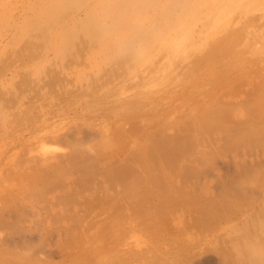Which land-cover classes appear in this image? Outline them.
I'll return each instance as SVG.
<instances>
[{"label":"rangeland","instance_id":"1","mask_svg":"<svg viewBox=\"0 0 264 264\" xmlns=\"http://www.w3.org/2000/svg\"><path fill=\"white\" fill-rule=\"evenodd\" d=\"M59 1L0 0V264H264V0Z\"/></svg>","mask_w":264,"mask_h":264},{"label":"bare ground","instance_id":"2","mask_svg":"<svg viewBox=\"0 0 264 264\" xmlns=\"http://www.w3.org/2000/svg\"><path fill=\"white\" fill-rule=\"evenodd\" d=\"M67 1L68 0H64L63 2H61L60 3V1H59V5L61 6V5H63V3H64V5L67 3ZM108 0H84V1H82L83 3H82V5L78 8V9H75L76 11H74L73 13L72 12H70L71 14L68 16V17H63L57 24V29L58 30H63V29H65V28H67V26L69 25V23L72 21V20H74L75 18H77V16H79V15H81V14H86V16L88 15V13H92V12H94V11H96V9H98L99 7H101L102 5H105V3L107 2ZM84 14V15H85ZM9 20L10 21H12V22H15L16 20H15V15H14V13H12V14H10V17H9ZM0 37L2 38V40H5V38H6V35H4V33H0ZM109 42H112V41H109ZM182 42V41H181ZM112 44V43H111ZM110 43H103V44H100V46L99 45H97V47L100 49L99 50V52L102 50L104 53H105V55H109L110 54V52H111V46L113 45H111ZM176 45V44H175ZM58 48H59V43H56L55 41H49L48 42V47H47V50H46V52L44 53V55H43V57H44V59L45 58H47V57H49V56H51V55H54V54H56L57 52H58ZM185 48H187L186 46H185ZM184 49V48H183ZM178 50V49H177ZM101 51V52H102ZM187 51V50H186ZM174 52H176L177 53V51L176 50H174ZM181 52H183V51H181ZM88 53V52H87ZM176 53H172V54H176ZM93 54H96V53H93ZM98 54V53H97ZM181 53H179V55H180ZM184 54H185V51H184ZM103 56V55H102ZM101 56V57H102ZM172 56V55H171ZM91 57H92V55H91ZM95 57V56H94ZM94 57H92V58H94ZM179 56L177 55V59H176V57H175V62L178 60L179 61V64H180V61L182 60V62H185V61H183V59H181L182 58V56H180L179 58H178ZM187 57V56H186ZM96 58V57H95ZM98 58V57H97ZM100 58V57H99ZM183 58H185V57H183ZM89 59V58H88ZM173 57H172V62H171V59H170V62L173 64L174 62H173ZM179 59H181V60H179ZM84 60H86V59H84ZM90 60V59H89ZM95 60V59H94ZM186 60V59H185ZM188 60V59H187ZM88 61V60H87ZM87 61H85V63H87ZM93 61V60H92ZM80 62V61H79ZM84 62V61H83ZM83 62H81V65L83 66ZM89 62V61H88ZM96 62V61H95ZM90 63H91V61H90ZM177 63V62H176ZM178 64V63H177ZM34 65V63H32V61L31 62H29V63H23L21 66H19L18 68H16L14 71H10V72H8L7 74H5V76L4 77H6L8 74H14V73H24V72H26L27 71V69L28 68H30L31 66H33ZM85 65H87V64H85ZM84 65V66H85ZM90 65V64H89ZM94 65V64H93ZM93 67V66H92ZM168 67V66H167ZM170 67V66H169ZM171 67H173V65H171ZM170 67V68H171ZM178 68H180L179 66H177ZM84 68H88V67H84ZM91 67H89V69H90ZM170 68H169V70H170ZM176 69V67H174V70ZM164 70H165V67H164ZM174 70H172V71H174ZM166 71H167V69H166ZM166 71H161V72H163L164 74H165V72ZM175 71H177V70H175ZM160 72V71H159ZM167 73V72H166ZM169 73V72H168ZM172 73V72H171ZM251 73V72H250ZM15 75V74H14ZM14 75H11V76H14ZM132 76H134V73L133 74H131ZM157 75V74H156ZM132 76H130V77H132ZM164 76V75H163ZM3 77V78H4ZM15 77V76H14ZM129 77V78H130ZM134 78V77H133ZM155 77H153V79H154ZM161 78H163L162 76L160 77V79ZM131 79V78H130ZM130 79H128V80H130ZM136 79V78H135ZM150 79L151 78H149V81L148 82H150ZM159 79V80H160ZM167 79V78H166ZM132 80H134V79H132ZM153 81V80H152ZM152 81H151V84H152ZM166 81V80H165ZM128 82H130L129 84H132L131 82H133V81H128ZM128 82H127V84H128ZM163 82V81H162ZM161 82V83H162ZM157 83V82H156ZM159 83V82H158ZM161 83H159L158 84V86H160L161 85ZM116 84V83H115ZM110 85V84H109ZM123 85V84H122ZM153 85V84H152ZM151 85V86H152ZM154 85H155V83H154ZM112 86V85H111ZM124 86H126V85H124ZM123 86V87H124ZM146 86V85H145ZM144 86V87H145ZM148 86H150V84L148 85ZM149 87V88H152V87ZM157 86V85H156ZM158 86H157V88H158ZM115 87V86H114ZM147 87V86H146ZM106 89V88H105ZM111 89H113V88H111ZM121 89V88H120ZM141 89L143 90V87H141ZM148 89V87L145 89L146 90V92H148V91H150V90H147ZM119 90V89H118ZM141 90V91H142ZM109 91V90H108ZM117 91V90H116ZM101 93V95L102 94H104V90H103V93H102V91L100 92ZM138 93H140V92H138ZM143 93H145V92H143ZM196 93V92H195ZM136 94V93H135ZM96 96V94L94 95V97ZM133 96H134V94H133ZM140 96V95H139ZM124 97V96H123ZM134 97H136V96H134ZM149 97V96H148ZM96 98V97H95ZM94 99V98H93ZM90 100V99H89ZM97 100V99H96ZM104 100V99H103ZM147 100V99H146ZM98 101V100H97ZM96 102V101H95ZM95 102H94V104H95ZM100 102V101H99ZM98 103V102H97ZM96 103V104H97ZM99 104V103H98ZM98 104H97V106H98ZM101 105V104H100ZM27 106V105H26ZM34 106V105H33ZM93 106V105H92ZM96 106V105H95ZM87 107V106H86ZM85 107V108H86ZM91 107V106H90ZM94 107V106H93ZM183 107V106H182ZM181 108V107H180ZM26 109H28V108H26ZM92 109V108H91ZM24 110V109H23ZM144 111V112H148V111H150L151 109L149 108L148 109V107H147V105H141V104H139V105H136L135 107L133 106V107H128V106H125V107H122L121 108V110L116 114V115H124L125 117H129V116H131L133 113H136V112H138V111ZM181 110H183V109H181ZM25 111V110H24ZM30 112V111H29ZM28 112V113H29ZM31 112H32V110H31ZM94 112H96V110L94 111ZM27 113V114H28ZM90 113V112H89ZM121 113V114H120ZM26 114V113H25ZM17 115V114H16ZM20 116V115H19ZM18 116V117H19ZM24 115H22L21 117H23ZM27 116V115H26ZM29 117V116H28ZM171 117V116H170ZM16 118V117H15ZM27 119V118H26ZM18 120V119H17ZM30 120H32V119H30ZM21 121V120H20ZM26 121H28V120H26ZM28 123V122H27ZM39 124V123H38ZM37 124V125H38ZM28 125V124H27ZM41 125V124H40ZM35 126H36V124H35ZM103 126V125H102ZM109 126V125H108ZM39 128V127H38ZM112 128V127H111ZM104 129V128H103ZM27 130V134H28V139H27V141L26 142H30L32 139H34V136H35V134H36V129L34 130V122H33V124H31L30 125V127L28 128V129H26ZM45 130V129H44ZM40 131H41V129H40ZM110 132V131H109ZM26 133V132H25ZM100 135H101V133H100ZM105 135V133H103V136ZM42 135H40V137H41ZM36 137V136H35ZM37 137H39V136H37ZM39 137V138H40ZM38 138V139H39ZM104 138V137H103ZM37 139L35 138V141H36ZM34 140H33V142H35ZM32 142V141H31ZM91 150H93V149H91ZM95 151V150H94ZM102 151V150H101ZM9 151L8 150H6V151H4L1 155H0V165H2L3 163L5 164V163H7L9 160H10V158H8V157H6V154L8 153ZM93 152V151H92ZM9 159V160H8ZM25 174H26V172H24ZM35 173V172H34ZM29 174H31V173H29ZM33 174V173H32ZM37 174V173H36ZM38 175V174H37ZM22 176V175H21ZM21 176H19V177H21ZM24 176V175H23ZM23 176L21 177V179L23 178ZM33 176H35V175H33ZM40 175H38V177H39ZM37 177V176H36ZM27 178V177H26ZM30 178V177H29ZM31 178H34V177H31ZM20 179V178H19ZM36 179H38V178H36ZM23 180H25L24 178H23ZM43 181V180H42ZM46 181V180H45ZM26 183H27V181H26ZM37 183L39 184V182L37 181ZM36 183V184H37ZM43 183H44V181H43ZM41 184V183H40ZM22 185V184H21ZM23 185H24V183H23ZM20 186V185H19ZM18 186V187H19ZM40 186V185H39ZM100 186V185H99ZM27 187H30V186H27ZM35 187V186H34ZM36 187H38V185L36 186ZM15 188H17V187H14V189ZM99 188H101V187H98V190L100 191V189ZM21 189V188H20ZM19 188H18V191L20 190ZM102 189H103V187H102ZM105 189V188H104ZM108 189V188H107ZM13 190V189H12ZM97 190V192L99 193V191ZM109 190V189H108ZM6 191V190H5ZM10 191V190H9ZM95 191V190H94ZM122 191H123V189H122ZM121 191V192H122ZM125 191V190H124ZM123 191V192H124ZM14 192H16L15 190H13V193ZM22 192H23V189H22ZM96 192V191H95ZM120 192V193H121ZM5 193V192H4ZM17 193V192H16ZM100 193H101V191H100ZM9 194V193H8ZM11 194H12V192H11ZM20 194V193H19ZM24 194V193H23ZM95 194V193H94ZM107 194V193H106ZM108 194H109V192H108ZM121 194H123V193H121ZM4 195V194H3ZM89 195H91V194H89ZM92 195H93V193H92ZM91 195V196H92ZM98 195H101V194H98ZM5 196H6V198H7V195L5 194ZM12 195H10V197H11ZM10 197H8V199H10ZM12 198V197H11ZM14 198H15V196H14ZM4 199V198H3ZM91 199V198H90ZM100 199H101V197H100ZM104 199V198H103ZM7 200V199H6ZM11 200V199H10ZM93 200V199H92ZM98 200V199H97ZM88 201V200H87ZM86 201V202H87ZM89 202H91V205H93V202H94V200H93V202L92 201H88V203ZM104 202V201H103ZM102 202V203H103ZM98 203V202H97ZM86 204V203H85ZM90 204V203H89ZM96 204V203H95ZM90 205V206H91ZM100 205H102V204H100ZM97 206V205H96ZM87 207V206H86ZM92 207H94V206H92ZM91 207V208H92ZM96 208V207H95ZM94 208V209H95ZM99 208V207H98ZM88 209V208H87ZM90 210V209H89ZM89 210H87L88 212H89ZM96 210V209H95ZM91 211V210H90ZM93 213V212H92ZM106 213V212H105ZM112 211L111 210H109L108 212H107V216L106 217H108L109 216V219H111V217H112ZM116 213H118V212H116ZM90 214V213H89ZM96 214V212L94 213V217L96 216L95 215ZM121 214V213H120ZM105 215V214H104ZM119 215V214H118ZM97 216H100V215H97ZM89 217V216H88ZM94 217H93V219H94ZM104 217V216H103ZM90 218V217H89ZM90 220H92V217H91V219ZM90 220H88L87 221V226H86V228H85V236L88 238L89 236H90V238H91V235L92 234H94L95 233V229L93 228V226H91L92 224V222L90 221ZM96 220H97V218H96ZM105 220H107V219H105ZM104 220V221H105ZM93 221V220H92ZM94 222V221H93ZM84 223H86V222H84ZM95 223V222H94ZM93 223V224H94ZM104 223V222H103ZM96 224L97 223H95V226H96ZM105 224V223H104ZM86 225V224H85ZM98 229V228H97ZM102 232H104L106 235H107V233H108V228L107 227H104V228H99ZM125 230V229H124ZM99 233V232H98ZM126 231H124V232H122V233H120V235H119V239H117V240H120L121 238H123V237H125L126 236ZM118 234V233H117ZM89 240H91V239H89ZM93 244H95L94 242H93ZM97 244H100V242L98 241L97 242Z\"/></svg>","mask_w":264,"mask_h":264},{"label":"clouds","instance_id":"3","mask_svg":"<svg viewBox=\"0 0 264 264\" xmlns=\"http://www.w3.org/2000/svg\"><path fill=\"white\" fill-rule=\"evenodd\" d=\"M86 147H87V145H86Z\"/></svg>","mask_w":264,"mask_h":264}]
</instances>
